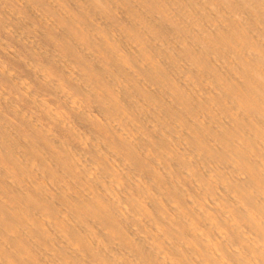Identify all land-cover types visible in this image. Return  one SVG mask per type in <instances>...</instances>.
<instances>
[{
    "label": "bare ground",
    "instance_id": "6f19581e",
    "mask_svg": "<svg viewBox=\"0 0 264 264\" xmlns=\"http://www.w3.org/2000/svg\"><path fill=\"white\" fill-rule=\"evenodd\" d=\"M0 264H264V0H0Z\"/></svg>",
    "mask_w": 264,
    "mask_h": 264
}]
</instances>
